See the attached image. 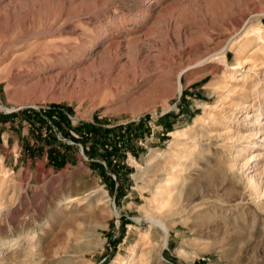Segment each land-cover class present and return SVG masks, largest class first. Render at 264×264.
I'll use <instances>...</instances> for the list:
<instances>
[{"label": "rangeland", "instance_id": "1", "mask_svg": "<svg viewBox=\"0 0 264 264\" xmlns=\"http://www.w3.org/2000/svg\"><path fill=\"white\" fill-rule=\"evenodd\" d=\"M1 123L0 264H264V0H0Z\"/></svg>", "mask_w": 264, "mask_h": 264}, {"label": "bare ground", "instance_id": "2", "mask_svg": "<svg viewBox=\"0 0 264 264\" xmlns=\"http://www.w3.org/2000/svg\"><path fill=\"white\" fill-rule=\"evenodd\" d=\"M160 182L159 183H163V192H168L169 190L167 189V184L168 183H166V182H168V181H171V179H168V178H165V177H163V178H161L160 180H159ZM161 190V189H160ZM160 192V191H159ZM160 196V195H159ZM161 201V200H160ZM166 202V201H165ZM158 222V221H157ZM161 223V222H160ZM159 223V224H160ZM162 224V223H161Z\"/></svg>", "mask_w": 264, "mask_h": 264}, {"label": "crops", "instance_id": "3", "mask_svg": "<svg viewBox=\"0 0 264 264\" xmlns=\"http://www.w3.org/2000/svg\"><path fill=\"white\" fill-rule=\"evenodd\" d=\"M2 125H4V124L1 123L0 126H2ZM0 128H2V127H0Z\"/></svg>", "mask_w": 264, "mask_h": 264}]
</instances>
